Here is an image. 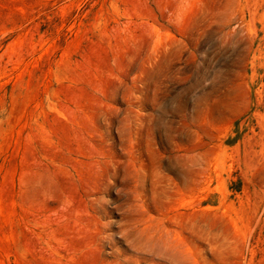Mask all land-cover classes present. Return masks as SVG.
I'll return each instance as SVG.
<instances>
[{
    "label": "rangeland",
    "instance_id": "374dc122",
    "mask_svg": "<svg viewBox=\"0 0 264 264\" xmlns=\"http://www.w3.org/2000/svg\"><path fill=\"white\" fill-rule=\"evenodd\" d=\"M0 264H264V0H0Z\"/></svg>",
    "mask_w": 264,
    "mask_h": 264
}]
</instances>
